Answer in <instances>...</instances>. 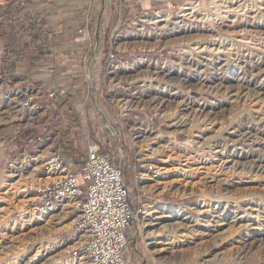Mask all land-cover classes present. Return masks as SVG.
Here are the masks:
<instances>
[{
	"label": "rangeland",
	"instance_id": "rangeland-1",
	"mask_svg": "<svg viewBox=\"0 0 264 264\" xmlns=\"http://www.w3.org/2000/svg\"><path fill=\"white\" fill-rule=\"evenodd\" d=\"M84 1L64 26L69 52L81 65L101 64L98 77L71 79L75 109L74 87L41 81L32 61L26 77L0 61V264H83L69 254L77 215L70 204L31 212L44 156L64 144L66 129L74 161L88 136L123 161L140 208L129 257L264 264V0H134L132 16L120 9L113 19ZM185 4L194 8L181 10ZM158 15L167 19L149 20ZM18 22L21 38H32L36 21ZM54 35L40 37L50 44ZM9 37L0 35V57L2 47L9 57ZM44 87L37 100L49 109H22ZM52 87H63L64 102L45 97Z\"/></svg>",
	"mask_w": 264,
	"mask_h": 264
},
{
	"label": "built area",
	"instance_id": "built-area-1",
	"mask_svg": "<svg viewBox=\"0 0 264 264\" xmlns=\"http://www.w3.org/2000/svg\"><path fill=\"white\" fill-rule=\"evenodd\" d=\"M126 1L130 0H117V3ZM4 17L5 14L1 13L0 22ZM55 32L44 30L42 37L50 42ZM4 52L2 47L0 61L9 59ZM106 58L110 65L117 61L111 50ZM90 75L91 71L85 72L86 78ZM65 96L63 87H52L45 94L50 100ZM40 97L36 90L24 100L22 109L46 112L52 104L40 102L37 100ZM44 140L48 141L49 136ZM43 170L49 178L33 188L35 203L31 207L32 214L70 204L77 215L72 225L73 242L69 254L83 264H126L128 234L135 225L140 208L131 202L123 161L105 145L90 140L88 136L81 164L73 165L58 150L51 149L44 156ZM151 264L159 263L151 261Z\"/></svg>",
	"mask_w": 264,
	"mask_h": 264
},
{
	"label": "crops",
	"instance_id": "crops-1",
	"mask_svg": "<svg viewBox=\"0 0 264 264\" xmlns=\"http://www.w3.org/2000/svg\"><path fill=\"white\" fill-rule=\"evenodd\" d=\"M14 1V12L10 16H6L2 22H0V35H10L8 40V46L11 48L9 56V61H12L14 71L21 73L20 75L26 77L27 62L32 61L35 63L32 67L38 72V76L41 81L48 82V79L55 78L59 79L57 83L66 84L69 87H74L69 96V100L75 103L73 108H76V101H78L79 96L75 94L77 88L76 84H71V79H79L84 76L83 73L87 71L90 72L94 77H98L100 70V61L92 58L87 59L83 65H81V58L75 56L74 53L69 52L70 50V34L69 30H66V22L69 19L71 10L79 9L82 4L85 5L84 0H0V14L5 13V8L7 4ZM95 6H104V14L111 15V19L114 18V14L119 15V10L121 9L125 16H132L134 13V0L126 1L121 4L117 3V0H94ZM31 10V16L28 10ZM29 14V15H28ZM7 15V14H6ZM29 16L31 21H36L35 29L31 36L32 38H21V26L19 22L22 17ZM123 16V17H125ZM107 18V17H106ZM13 22V25L11 23ZM12 28V29H11ZM45 29H54L56 31L54 38L50 44L44 43L41 39L43 31ZM28 31V29H27ZM30 31V30H29ZM8 38V37H7ZM28 53L27 55H25ZM73 54V55H70ZM91 68V69H90ZM84 71V72H83ZM13 72V71H12ZM31 73V72H30ZM18 75V74H17ZM79 82V80H77ZM75 80V82H77ZM46 87L38 90L41 94L44 93ZM75 89V90H74ZM60 103L64 102L57 98ZM42 101V99H41ZM43 102V101H42ZM95 103V102H94ZM65 108L66 105H63ZM52 123V122H51ZM67 130V129H66ZM63 131L60 144L58 146V151L63 155L66 161L76 164H81L85 157V145L83 146V151L79 155L80 159L74 161V149L72 148L73 141L70 139L73 136L72 131ZM97 136V135H96ZM94 141L100 142V140L94 138ZM49 178L44 175L41 177V183L45 182ZM127 252V251H126ZM125 252L126 264H145L144 261L134 260L133 257H129Z\"/></svg>",
	"mask_w": 264,
	"mask_h": 264
},
{
	"label": "bare ground",
	"instance_id": "bare-ground-1",
	"mask_svg": "<svg viewBox=\"0 0 264 264\" xmlns=\"http://www.w3.org/2000/svg\"><path fill=\"white\" fill-rule=\"evenodd\" d=\"M145 1V0H144ZM217 1V0H215ZM145 4V2H144ZM191 4H185L183 5L182 7H180L181 10H189V9H192L194 8L193 6H190ZM148 6H149V1H148ZM148 6H145V7H148ZM186 14V13H185ZM167 18L166 16H163V15H158L156 17H153V18H150L149 20H151L152 22H162V21H165ZM162 147H165L164 145H161ZM159 147V146H158ZM153 151L157 150V149H152ZM31 173H33V170L31 171ZM48 179V178H47ZM52 209V208H51ZM165 210V206H161V207H158L156 209H154L153 211L154 212H157V213H161V212H164ZM47 213V212H45Z\"/></svg>",
	"mask_w": 264,
	"mask_h": 264
},
{
	"label": "trees",
	"instance_id": "trees-1",
	"mask_svg": "<svg viewBox=\"0 0 264 264\" xmlns=\"http://www.w3.org/2000/svg\"><path fill=\"white\" fill-rule=\"evenodd\" d=\"M14 1H11L7 4L6 8H5V11L6 13H8V16H10V14H12L14 12ZM32 37H35V36H32ZM108 147H106L107 149Z\"/></svg>",
	"mask_w": 264,
	"mask_h": 264
},
{
	"label": "water",
	"instance_id": "water-1",
	"mask_svg": "<svg viewBox=\"0 0 264 264\" xmlns=\"http://www.w3.org/2000/svg\"><path fill=\"white\" fill-rule=\"evenodd\" d=\"M108 130H110L111 134H112L114 137H116V132H115V130H114L111 126H109V125H108Z\"/></svg>",
	"mask_w": 264,
	"mask_h": 264
}]
</instances>
